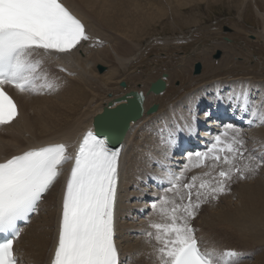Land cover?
Instances as JSON below:
<instances>
[{
	"label": "bare ground",
	"instance_id": "1",
	"mask_svg": "<svg viewBox=\"0 0 264 264\" xmlns=\"http://www.w3.org/2000/svg\"><path fill=\"white\" fill-rule=\"evenodd\" d=\"M136 1H138L137 4L135 3ZM136 1L62 0L82 20L91 38L88 41H82L76 49L67 53H45L43 50H38L34 54V59L43 61L41 73H47L48 79L53 81L54 84H57L54 90L30 94L20 93L11 86H5V90L17 104L19 115L12 123L0 125V162H3L13 155L20 154L29 148L59 142L66 143L69 153L74 157L77 145L85 131L93 129L92 119L94 115L101 112L104 106L113 107L124 102V96H128L130 91H141L144 95V112L138 119L130 122L126 134L120 140L123 146L121 153L124 156L123 152L126 149L127 138L132 137L129 145L131 157L129 158L127 167L124 168L126 156L123 159L121 156L120 159V175L115 206V241H117L118 247L121 248V253L119 254L120 263L122 262V257L127 254L135 261V264H158L152 253V247L155 245V241H149L145 234L142 244L138 242L134 244L129 243L130 240L126 233L128 227L124 222L120 223V217H124L130 209L125 203L128 199L126 192L129 183L133 181L137 182L142 177L141 174L145 172L144 178L146 180L143 179L142 182L152 180L151 177H154V180H152L154 195L158 194L159 196L162 194L164 189L169 186L166 173L168 171L179 173L184 167V164L187 163L186 156L189 152L184 156H180V140L178 141V138H197L199 133L205 139L207 138L205 137L207 134L204 131L207 130L205 125L211 126L210 129L214 131V134H218L223 129V126L218 129L212 127L217 122L213 118H210V116L214 111L219 114V112L224 113L232 109L230 104L218 101L216 99L217 95L226 97L229 92L239 90L242 86H247L251 90V93L256 89L261 90L259 98L256 100V102H259L264 98V84L256 85L248 79L250 77L247 79L240 78L237 81H209L207 84L192 89V91H187L182 99L178 100L174 107H169L166 112L162 113V109L157 106L155 111L147 113L146 110L155 102L154 99L160 98L163 95V93L154 94L151 91H147L153 79L144 80L140 82L142 84L141 86L134 87L135 84L132 85L133 79L127 81L126 77L118 78L121 70L126 71L129 68L132 61L129 52L134 46H137L140 38L139 35H141V32H144L143 22L145 19H142V14L145 17V13L147 12L143 13L142 11L141 15L136 13V8L142 0ZM150 4L153 3L150 2ZM254 7L256 14L263 22L262 35L264 37V13L260 12L256 5ZM154 12L159 13L163 12V10H161V7H158L154 8ZM150 16L152 15L150 14ZM228 58L226 54L221 56L218 62L219 66L225 65ZM98 63H106V66H108L107 70L101 74L97 73L95 71V65ZM181 66L188 67V64ZM185 70V68L181 69V71ZM55 75L56 77L59 75V78H61L59 79L60 81H55ZM137 78L135 81H137ZM139 78L138 80L140 81L141 79ZM121 80L126 81L125 86L120 85ZM164 80L167 85V80ZM108 93H110V96H107ZM200 107L202 108V112L199 110ZM236 111L239 112V110ZM205 112L210 113V115L206 117ZM191 115H195L197 120L192 125V130L189 131L186 125L190 123ZM240 115H243L245 119L244 127L247 124L248 128L249 124L247 121L250 112L246 114L240 113ZM153 117L157 118L154 122H145L146 124L141 126L142 128L135 131V128L138 127L137 125L140 122L141 125L142 121H146V119L149 121ZM235 121H226L225 124L232 123L241 129L246 141L245 147L248 149L245 157L248 155H257L259 158V153L264 149L262 146L264 145V127H260L256 123L254 128L246 132L244 131L246 129L238 126ZM176 123L184 127L183 132L177 133L176 143L172 146L161 143V130H165L163 135L167 137L166 130L172 128ZM111 124H108L103 129L106 135L108 134V126ZM198 126H203V128L196 134L194 133V128ZM247 133L255 137L259 144L254 145V143L248 142L247 139L250 134L248 136L246 135ZM114 136L116 134H113V132L108 134L109 138ZM202 141L203 138H197V142ZM252 149L257 150L252 152ZM162 150L165 153H169L167 158L163 152V155H160ZM169 156H171V160H168ZM154 158L156 159L154 160ZM151 161L154 162L149 165ZM211 163V161L208 162L209 167L190 168L185 174L184 182L187 181L185 180L186 176L189 177L188 180L193 175L202 177L204 172L210 170ZM239 163L242 165L244 161H240ZM71 164L72 161H68L62 166L61 176L64 178V185L61 194L59 195V180L57 179L40 202L38 206L39 210L33 214L29 223L22 228L21 236L16 240L14 246L17 248V254L23 252L19 259L20 264H50L58 236L63 190ZM226 167V165L221 163L215 169H211L210 176L202 178H218L214 174H217L221 168ZM257 171L259 173L260 168ZM259 174L261 176V172ZM245 176V181L233 177L236 183L228 191L221 194L226 198H231L234 190L237 189L238 201L236 203H227L220 206L219 200L216 203V199L212 200L209 198L206 203L201 205L203 209L205 205L208 206L211 203L214 205L211 204V207L208 208L206 213L199 212L197 218L200 221H195V226L193 225V227L196 229V236L198 234H202L203 236L200 239V246L203 249L219 247L218 250L220 251L225 249L236 250L241 253L237 259V263L246 258L245 256L247 254L249 255L253 249L254 253L252 257L238 264H264V178H257L256 173H245ZM252 177L257 179L248 181ZM198 183L199 180L197 181ZM159 184L162 185V189L158 187ZM137 194L143 196L144 200L145 198L152 197H149L143 191H139ZM193 199H195V189L193 190ZM154 201L150 200L152 203ZM152 203L146 204L151 206ZM139 210H134V213H138ZM38 213H41L39 215L40 218H38V223L34 225L35 223L33 224V221H35L34 218L36 215L38 216ZM159 220V216L152 210V212H149L141 219L139 224L141 227L151 229L149 228V222ZM151 231L154 230L151 229ZM222 233L236 235L242 245L225 244L226 242H223L220 236ZM127 241L128 244L124 246L123 242ZM123 250L129 252L124 253Z\"/></svg>",
	"mask_w": 264,
	"mask_h": 264
},
{
	"label": "snow or ice",
	"instance_id": "2",
	"mask_svg": "<svg viewBox=\"0 0 264 264\" xmlns=\"http://www.w3.org/2000/svg\"><path fill=\"white\" fill-rule=\"evenodd\" d=\"M85 25L62 0H0V125L12 123L19 115L17 104L5 91L11 86L20 93L52 91L56 87L41 73L43 61L34 59L38 50L67 53L82 41H88ZM38 81H42L38 83ZM218 101L231 105L241 114L250 112L247 123L264 124V99L251 98V90L242 86ZM210 113L205 112V116ZM242 118V116H241ZM116 119L97 117V130L84 133L74 157L63 142L29 148L0 162V264H20L14 243L21 236L20 222H28L61 175L62 166L73 161L63 190L58 236L50 264H120L115 236V206L120 175L122 147L110 145L103 129ZM197 117L191 115L189 131ZM162 131L161 143L172 146L184 127L176 123ZM245 139L232 123L211 137L204 151L188 153L187 163L179 171L167 172L170 187L151 204L159 221H150L146 233L154 240L152 253L158 264H237L241 253L204 248L196 236L192 220L209 198L215 200L226 191L233 177L245 179L264 166V151L245 153ZM169 153H165V157ZM226 165L214 179L193 175L190 168ZM240 161H244L241 165ZM199 183L197 184V181ZM195 189V199L193 190ZM171 194V195H169Z\"/></svg>",
	"mask_w": 264,
	"mask_h": 264
},
{
	"label": "rangeland",
	"instance_id": "3",
	"mask_svg": "<svg viewBox=\"0 0 264 264\" xmlns=\"http://www.w3.org/2000/svg\"><path fill=\"white\" fill-rule=\"evenodd\" d=\"M150 2L153 4H150ZM135 3L137 4L138 1ZM254 5L258 7L260 12L264 13V0H147V2L146 0H142L137 6L138 9L136 8V13L141 15L142 11L143 13L147 12L145 13V17L144 14H142L143 17L140 16L142 19H145L143 22L144 32H141L142 37L139 35L140 38L137 46H134L129 52L131 56L130 58L132 59L129 68L126 71L121 70L118 74V78L126 77L127 81L133 79L132 85L135 84L134 87H138V85H142L140 82L151 79H153V82L156 78L161 77V74L164 72L166 74L164 79H166L168 83L166 85L167 88H165L164 92H162L163 95L160 98H155L156 100L154 99L156 102L154 103L162 109V113L166 112L169 107H174L176 102L182 99L183 95L187 91H192V89H196L204 84H207L209 81H237V79L240 78L247 79L250 77L248 79L256 85L264 84L263 22L256 14ZM158 7H161V10H163L164 13L159 12V14L154 12V8ZM150 14L152 16H150ZM225 26L228 27L227 30H224ZM217 49L220 50V54L217 58H214V54ZM225 54L229 57L227 59V63L219 66L218 62L220 61L221 56ZM196 62L201 63V69L199 73L194 74L193 66ZM180 64H188V67H183ZM98 65L103 66V70L99 71L97 68ZM182 67L186 70L181 71V69H183ZM107 68L108 66H106V63H98L95 65V71L99 74L103 73L107 70ZM134 75L138 76L135 77ZM137 77H140L139 79L141 80L139 81ZM55 78V81H60L59 79H61L59 78V75H57V77L55 75ZM136 78L137 81H135ZM122 81L123 80L120 82ZM41 82L42 81H38V83ZM123 82L126 83L125 80ZM55 85L57 84L55 83ZM260 91V89L252 91L251 98L253 101H256L259 98ZM107 96H110V93H108ZM201 109L202 108L200 107L199 110L202 112ZM200 116L202 115L200 114ZM155 119L157 118L153 117L149 121L146 119V121H142L141 125L140 122L137 125L138 127L135 128V131L142 128L141 126H144L147 122H154ZM256 123L257 122L254 121L253 124L249 126L250 128H247V126L244 127V129H246L244 131L247 132L251 128H254ZM259 126L264 127V124H259ZM202 128L203 126L194 128V133L197 134ZM249 134L247 133L246 135L249 136ZM131 138H127L128 142L126 149L123 152L124 156H122V159L126 156L124 168L127 167L129 158L131 157L129 147ZM247 141L254 143V145L259 144L255 137H252L251 134ZM262 146L264 147V145ZM163 150L160 152V155H163L162 152L165 153ZM256 150L257 149H252V152H255ZM262 151H264V149ZM155 159L156 158H154V160ZM168 160H171V156H169ZM152 162L154 161H151L149 165ZM260 172L261 176H259ZM260 172H256V177L262 179L264 178V166L260 167ZM145 174V172L141 174L142 177L139 178L137 182L133 181L129 183L126 192L128 194V199L125 203L128 207H130V209L124 217L121 216L119 219L120 223L124 222L128 227V229H126V233L130 240L129 243L132 244L137 242L142 244L144 235L148 231H151V229L141 227L139 223L142 218L153 210L152 207L146 203L150 204L152 203L150 200L154 201L158 198V194L154 195L152 187V180H154V177H151L152 180L142 182L143 179L146 180L144 178ZM216 175L217 174H214V176ZM254 177L250 178L248 181L257 179ZM188 178L189 177L186 176V182L189 181ZM58 180L60 195L64 178L60 175ZM241 180L245 181V179ZM234 183H236L235 178L228 182L226 191H228ZM139 191H143V193L152 197L145 198L144 200L143 196H139V194H137ZM221 194L215 201L217 203V200H219L220 206L227 203H236L238 201L237 189L234 190L231 198H226ZM211 204L208 206L205 205L204 209L203 206H201L197 215L199 212L206 213L208 208L211 207ZM137 209H140L139 212L134 213V210L137 211ZM40 214L38 213V216L36 215L34 218V225L38 223ZM195 221H200V219L197 218V216L193 218L192 225L194 226ZM197 236L201 242L200 239L203 237L202 234H198ZM220 236L223 242H226L225 244L235 246L242 245L240 239L236 235L231 233H222ZM127 244L128 241L123 242L124 246ZM116 245L120 254L121 248L118 247L117 241ZM216 249L218 250L219 247ZM123 251L124 253L129 252L125 250ZM22 253L18 254L19 259L21 258ZM253 253L254 250L252 249L250 254H247L248 256L246 255V258L238 263L252 257ZM120 264H135V261L130 258V255L125 254L122 257V262Z\"/></svg>",
	"mask_w": 264,
	"mask_h": 264
},
{
	"label": "water",
	"instance_id": "4",
	"mask_svg": "<svg viewBox=\"0 0 264 264\" xmlns=\"http://www.w3.org/2000/svg\"><path fill=\"white\" fill-rule=\"evenodd\" d=\"M228 27H224V30H227ZM220 54V50L217 49L214 58H217ZM193 73L197 74L200 72L201 63L196 62L193 66ZM99 70H102V66H98ZM164 77H166V74L163 72L161 74V77L156 78L153 82H151L148 91L153 92L154 94H160L164 91L166 87V82L164 80ZM121 86H125V82H120ZM124 102H121L117 104L116 106H104L102 111L94 115L92 119V124L94 126V130H97V117L102 116H108L113 115L116 117V119L112 122L111 127L108 126V134L117 135V139L112 143L118 144L120 140L123 138V136L126 134V131L128 130L130 126V122L138 119L144 112L143 108V100L144 95L141 91H130L128 96H124ZM157 108V104H152L146 112L150 113L155 111ZM104 131V130H103ZM111 132V133H110ZM107 134V136H108Z\"/></svg>",
	"mask_w": 264,
	"mask_h": 264
}]
</instances>
